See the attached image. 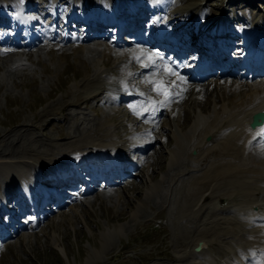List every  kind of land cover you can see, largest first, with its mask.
<instances>
[{
	"label": "rangeland",
	"instance_id": "374dc122",
	"mask_svg": "<svg viewBox=\"0 0 264 264\" xmlns=\"http://www.w3.org/2000/svg\"><path fill=\"white\" fill-rule=\"evenodd\" d=\"M32 1L30 0L36 8L30 15L39 22L49 20L51 15L46 13L47 9L43 7L49 1ZM143 1L149 5L158 0ZM165 1L166 7L170 10L179 3L192 4L194 10L186 18L189 21H192L193 15L203 13L207 19L223 17L230 24L240 23L239 26L244 27L250 23L254 25L264 18V0ZM59 4L57 14L60 17L54 18L53 24L47 21L45 25H53L52 28L55 27L57 32L71 36L73 40L58 42L43 38L38 45L13 46L11 51L0 53V192L4 195L9 193L8 200V196L14 193L15 186L3 171L5 163L19 162L20 159H24L23 156L29 153L32 156L36 152L44 155L46 159H54L53 150L57 151L58 148L76 141L83 135L86 126L98 123L110 112L125 109L123 104L114 101L104 89L100 90L101 94L98 95L87 94L84 82L87 77L93 78L104 70L103 77L106 75L114 79L116 76L119 77L122 67L121 56L134 50L136 44L114 43L112 27L101 32L95 29L91 35L99 34L102 37L90 41L91 43L84 42L83 39L89 34L86 31L84 35L82 24L76 26L71 22L69 26L62 20L66 15L65 8L70 11L71 5L63 4V1H59ZM143 7L145 8L144 4ZM146 12L148 19L142 22H146L147 28L159 14L147 10ZM223 36L217 43L227 48L225 43L230 37ZM233 42L232 50L228 51L231 54H234L238 47L239 50L242 48V40L239 37L236 36ZM79 45L84 48L80 55L76 51ZM234 47L236 49H233ZM142 74L134 73L130 80L131 84L144 87L146 80ZM215 78V73L208 75L195 91L189 93L187 101L189 106L180 110L177 119L180 122L178 121L177 125L173 124L167 114L160 118L158 123L161 121L159 126L163 125V128L160 127L157 133L156 131L152 133L156 136L160 134L153 145L141 153H134L130 147H126L127 158L132 163L128 166L124 179L119 180L118 177L112 176L115 179L112 185H96L89 192H84V188H81L80 192H78L80 189H76L75 193L72 190L74 194H67L60 206L46 204L47 210L41 209V212L45 210V214L38 222L29 220L32 216L28 211L16 214L14 223L5 226L10 235L0 238V264H201L200 258H191L194 247L184 253L177 247V237L174 234L176 230L170 216L172 213L168 208V193L177 178L198 174L204 170L211 158H217L216 155L219 154L215 155L214 152L213 154V150L205 152V149L213 146L218 153L220 146L214 144L222 142L219 139L221 134L207 133L210 140L205 138L207 135L205 134L189 150L188 158L185 157L176 164L170 161V150L178 147L172 128L178 127L180 132L189 135L191 121L194 114L200 111L198 107L200 103L209 102L204 114L210 115L214 105L227 102L229 97L243 96L254 84L256 87L264 84V78L241 79L238 72L236 76L233 74L226 78L222 76L220 81H215ZM232 82L237 86L239 84L237 90L228 84ZM215 98H218L216 103ZM185 109L187 121L186 125H181L186 118ZM113 120L114 133L126 141L129 139L130 131L135 132L144 127V120L134 121L130 117L128 119V115L125 119L122 116L114 117ZM126 123L134 129L127 130ZM261 144H257L258 148L252 149L256 154L264 152V143ZM192 149L197 153L192 155ZM204 154L208 155V160L202 158ZM262 155L264 156V153ZM27 160L32 161L35 166L43 165L33 158ZM83 165L91 168L95 166L94 162ZM51 176L47 173L38 180V185L47 187ZM77 183L81 182L78 180ZM151 183H159V187L163 189L159 188L151 193ZM86 184L93 186L90 183ZM82 186L85 184L82 183ZM218 193L217 199L213 202L214 208L220 214L218 217L238 213L233 210L239 196ZM24 198L26 200L24 206L27 207L28 199ZM14 199L13 196L8 202H1L0 207L4 206L16 212ZM19 220L22 222L19 223ZM12 227H17V231H12ZM1 233L4 232L1 230ZM220 251V246L215 241L208 242L201 258L212 254L220 257ZM243 262L242 264H248Z\"/></svg>",
	"mask_w": 264,
	"mask_h": 264
},
{
	"label": "bare ground",
	"instance_id": "6f19581e",
	"mask_svg": "<svg viewBox=\"0 0 264 264\" xmlns=\"http://www.w3.org/2000/svg\"><path fill=\"white\" fill-rule=\"evenodd\" d=\"M47 1H49L48 5L55 3L53 0ZM88 1L98 11H103L105 8V19L110 20L115 19L112 11L124 5L121 8L120 14V17H123L122 26L125 28L129 27L128 29L131 31H135L136 24L137 28L140 27V22L145 19L146 10L158 12L160 15L157 20V27H148L147 33L154 34L152 36L154 40L156 38H163L158 40L162 42L169 41L168 36L173 37L176 35V25L182 22L186 23V26H189V30L187 28L185 31L187 34L193 35V38L197 36L201 29L211 36L216 34V40L223 39L224 36H219L220 34L226 33V36L230 37V40L239 35L243 40L244 46L241 50H238L237 55L241 53L240 56H243L248 51L250 54H253L254 58L253 68L241 74L240 78L242 77L248 80L254 79V77L257 79L264 78V18L257 21L254 24L255 26L252 25V27L254 26L253 28L260 30L259 33H256V30L251 29L250 24L240 27V23L239 25H236L237 23L230 24L223 17L207 19L203 13L193 15L194 18L192 21H189L186 18L194 10L192 4L183 5L179 3L170 10L169 7H166L165 0H158L155 4H149L151 6L147 5L143 0ZM9 4L14 9H17L16 11L22 9L24 6L31 8V12L35 11L34 8H36V5L33 6L30 0H26L24 5H20L19 0H0V27L2 24L6 25L8 23H3V20L5 19V15L10 12L8 8ZM179 13H182V15H179ZM169 15L174 16L171 17ZM7 16L11 17V21L16 19L13 13ZM20 17L26 25L30 23L32 25L31 27H33V29H30V38L24 44L25 46L38 45L43 38L58 42L73 40L71 36L57 32L50 25H42L44 32L41 33V30L35 27L37 25L39 26V21L33 16L21 14ZM262 20L263 22H261ZM74 22L78 26L80 20L75 19ZM65 23L66 25L70 24L69 21ZM106 23L104 20L92 16L89 19V25L87 27V34L89 35H86L83 41L90 42L96 39V37H102L99 34L91 35V32H94L96 28L103 29L107 25ZM226 24L231 25L232 29L229 27L226 28L228 26ZM5 36L6 32H4ZM137 38L140 39L139 36ZM14 39L15 37L12 38V40ZM247 39H254L256 48L253 51L250 48L251 51L247 49L246 44L249 42ZM115 43H121L120 38H117ZM149 43L153 42L150 41ZM199 43L196 42L194 44L200 45ZM0 44L2 47H10L6 45L8 44L6 42L5 44L0 42ZM215 45L218 46L216 41L213 42L212 46ZM227 45L230 48L232 42L230 43L227 40ZM135 46L131 54H123L121 56L122 67L119 77L116 76L115 79L109 75L103 77L102 73L104 70L93 78L87 77L84 82V89L86 88L85 91L87 94L98 95L101 94L99 91L104 89L109 96L114 98V101L125 106L124 111L117 109L114 112L106 114L98 123L90 127L86 126L83 135L77 138L76 141L63 148H58L57 151L53 150L55 151L52 152V156H55L54 159H46L44 155L36 152L37 154L33 153L32 156L31 153L23 156L24 159H20L19 162L5 163L3 171L6 173L11 184L15 186L14 193H10L11 195L8 196L9 200L14 196L17 203L22 205V195H26L31 200V206L34 208L32 197L40 191L48 193V191L38 186L40 177H44L48 173L55 175L61 181L62 179H64L63 181L69 179L74 180V174L68 175V173L71 170H77V166H75L77 160L84 162L87 158L94 159L100 163L104 161L105 164H102L104 166L116 163V165L120 166L121 179H124L126 172H128V166L131 164L130 161H126V147H130L134 152L141 153L148 146L153 145V142L160 134L158 133L156 136L152 133L155 131L157 133L160 127L163 128V125L159 126L161 121L159 123L158 121L161 120V117H164V114L170 116L174 125L180 122L177 120L179 118L178 114L185 106H189V103H187L189 93L195 91L200 86L199 83L195 82L194 77L200 75L201 71H206L207 67H204L202 62L187 63V61L183 60L182 55H178L176 52L168 51V53H165L166 56H164L163 50L156 49V44H150L152 46L150 49H146L138 44ZM233 49H236V47ZM83 50L84 48L80 45L76 48L79 55ZM142 51L145 54H156L152 57L155 63H150L148 56L141 54ZM3 52L4 50L1 48L0 53ZM135 57H140V59L137 60ZM208 59H213V57H209ZM145 64L148 66L145 67ZM222 64V61H220L217 65L208 67L210 72L212 70L216 71L215 81H220L222 74H226L225 72H232V70L224 71V69L221 71L215 70L217 68L219 69ZM167 69H172L178 76H169ZM134 73H137V75L143 73L142 76L146 80L144 87L131 84L130 80ZM179 77H183L184 82H181ZM223 77L226 78L227 76ZM149 79L174 81L179 85L177 91H182V96L176 97L175 102L169 103L168 107H158L154 113L145 114L141 117L136 115L129 105L139 106L148 97L155 100L162 99V97L157 96L156 92L152 90L153 85L147 82ZM232 83L228 84L232 85L234 89L236 87L235 90H237L239 84L237 86V84ZM241 85L243 86V83ZM256 86L254 84L249 91L244 92L243 96L229 97L227 102L218 106L214 105L210 115L204 114V110L209 107V102L200 103V105L197 104L200 111L194 114L190 130H188L190 131L189 135L186 132H180L178 127L174 126L172 128L175 143L178 144V147L170 150V161H174L176 164L181 159L188 158V155H190L188 153L189 150L205 134H221L219 139L222 142H219V145L214 144L215 146H220L218 153L213 146L205 149V152L213 150L212 153L214 152L215 155L219 154L220 156L216 155L217 158H211L202 172L198 174L189 173L191 174H188L189 177L177 178L174 184L172 183L173 186L170 188V193H168V208H170L172 213L170 216H172V223L176 230L174 234L177 237V247H180V251L184 253L189 248L195 247L198 241L201 240V246L198 249L194 248V253L191 255L192 257L190 256L193 259L200 258V261H202L200 262L201 264H242L243 261L248 264H260L264 260V156L262 155L264 152L256 154L252 150L257 144L264 143V138L261 135H257L263 129L264 123L256 127H250L248 123L252 112L257 109L264 110V84L262 83L261 87ZM183 89H186V91H183ZM140 93H144V95H140ZM216 100L218 98H215V103ZM184 112L186 116L184 119L185 123L182 121L181 125H186L187 121V109ZM127 115L128 119L130 117L134 121L144 120V127L133 132L130 130L134 128L132 126L129 127V123H126L128 126L127 130L131 132L128 136L129 139L126 141L114 133L112 125L114 124V117L122 118L123 116L125 119ZM189 116L191 118V115ZM261 145L259 146L261 147ZM207 157L208 155L204 154L202 158L208 160ZM29 158H33V160L41 162L43 165L35 166L32 161L27 160ZM102 165L98 167L100 168ZM44 167L47 168L45 169ZM97 175L102 176L103 172L99 170ZM106 175L109 177L105 185L110 186L113 183L110 178V172ZM121 182H124V180H121ZM158 184H150L152 189L151 193L162 188ZM89 191L91 189L87 188L84 192ZM218 192L226 195L237 194L239 196L238 201L235 203V210H233V212L238 213H232L231 216L230 213L226 217H218L220 214L213 206L214 199H217L219 194ZM4 197V194H2L1 198ZM35 220L38 222L39 216H36ZM0 234L3 236L8 235L7 233H1V229ZM212 241H215L220 246V257L212 254L201 258L202 253L207 249L208 242Z\"/></svg>",
	"mask_w": 264,
	"mask_h": 264
},
{
	"label": "snow or ice",
	"instance_id": "6c2138e0",
	"mask_svg": "<svg viewBox=\"0 0 264 264\" xmlns=\"http://www.w3.org/2000/svg\"><path fill=\"white\" fill-rule=\"evenodd\" d=\"M141 54L147 55L150 63H155L152 57L156 54H145L143 51ZM135 58L137 60L140 59V57ZM144 66L147 67L148 65L145 64ZM167 74L169 76H178V74L172 69H167ZM179 80L184 82L183 77H179ZM147 82L153 85L152 90L156 92L157 96L162 97V99L155 100L151 97H148L146 101L139 106L129 105V107L132 108L135 114L138 116L143 117L145 114L154 113L158 107H168L169 103L175 102L176 97L182 96V91H177L179 85H177L174 81L149 79ZM183 91H186V89H183ZM140 95H144V93H140ZM257 135H264V130L258 132ZM260 264H264V260H262Z\"/></svg>",
	"mask_w": 264,
	"mask_h": 264
},
{
	"label": "water",
	"instance_id": "95a60500",
	"mask_svg": "<svg viewBox=\"0 0 264 264\" xmlns=\"http://www.w3.org/2000/svg\"><path fill=\"white\" fill-rule=\"evenodd\" d=\"M263 119H264V112L263 111L259 110V111L255 112L252 115V120L250 121V126L255 127L256 125L261 124ZM207 138H209V136H207ZM193 152H194V150H193ZM200 246H201V241H199L196 244L195 249H198Z\"/></svg>",
	"mask_w": 264,
	"mask_h": 264
}]
</instances>
